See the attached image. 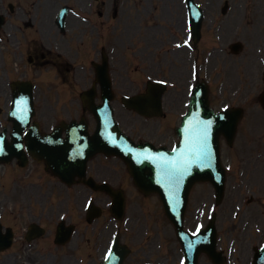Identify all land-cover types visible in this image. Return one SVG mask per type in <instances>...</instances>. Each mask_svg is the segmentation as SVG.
<instances>
[{
  "label": "rangeland",
  "instance_id": "rangeland-1",
  "mask_svg": "<svg viewBox=\"0 0 264 264\" xmlns=\"http://www.w3.org/2000/svg\"><path fill=\"white\" fill-rule=\"evenodd\" d=\"M29 1V0H28ZM205 3L207 12L211 15L214 23L211 28H208V23L206 31L204 30V38L197 44L196 51L190 53L185 49L180 51H170V45L175 40H180L183 36L182 33L176 34L173 30L175 24L176 16L174 13L170 15H165V11L168 8L170 11V4L168 2H163L162 0H126V3L132 8L134 12V7L137 10V14L143 16V10L145 9L144 19L138 20V22H133L131 24L132 30L130 33L127 32V24L120 22L118 20L112 21V27L108 30L109 33V43L108 48H105L106 53L110 56L111 61V78L113 79V84L117 92L125 93H136L143 90L142 82L144 79V70L148 69V73L151 76L163 77L166 79H179L178 88L181 83L185 84V79L189 75V69L191 68L192 58H197L201 63L202 69L198 68L202 72V76L205 77L209 82H213L212 85V102L215 106V93L216 84L225 83V87L235 88L240 87L243 94L237 98L240 104H236L234 101L231 102L232 106H240L243 108V117L240 121L239 132L240 134L246 133L247 139L243 141L242 137L236 138V146L234 148H229L227 150L226 146L222 149V158L225 161L232 162V172L229 174L226 192L222 203L219 205L218 217L216 219V224L218 226L219 234L221 235V241L219 246L226 248L230 238H237L239 249L242 254H246L247 249L243 247V239L240 236V232L245 228L240 227V218L243 214L246 215L244 221L250 222L257 218V224L261 226L264 223V207H259V202H264V160L261 158L256 159L257 153L263 151L264 146L259 142V139L254 137L253 126L255 123V118L257 124L264 119L263 109L258 105L250 106L249 104L255 100V98L261 94L263 87L259 81L262 69V59L264 60V0H200ZM224 1H228L229 9L227 15L220 17L219 12L221 10V5ZM6 2V0L4 1ZM12 2H17V0H12ZM174 2V0H173ZM25 6V1L21 2ZM27 10H29L28 3L26 4ZM124 9V8H123ZM126 14V12H125ZM89 23H96L100 27L103 23L101 20H97L92 17L88 20ZM81 29H85L86 22L81 21ZM181 27L175 29L181 30ZM99 32L101 31L98 28ZM83 34V32H81ZM95 37V35H94ZM241 41L243 45L242 52L237 55H230L228 46L234 42ZM130 44H135L130 47ZM9 48L4 50V57L7 61L9 55ZM212 49V50H211ZM262 51L261 53H258ZM210 61V63H208ZM236 65L237 70L235 73V80L231 78L227 73L229 67H234ZM241 65L243 68L247 67L250 76L243 75L240 71ZM137 75L141 76L140 84L133 88L128 86V80L135 78ZM50 76V75H48ZM181 77L183 80H181ZM0 107L4 109L2 115H0V126L7 125L5 121L6 112V102L9 99V89L7 86V76L6 73L0 74ZM234 80V81H233ZM227 81L233 83L230 85ZM250 82L253 86L250 94L244 97L245 85ZM247 86V85H246ZM47 87L40 86V93L36 96V108L39 112L46 111V115L52 111L49 109L50 106H54L56 103V97L61 100L64 98L63 95H58L55 91H60L63 89L62 86L51 85ZM82 86H76L77 90H81ZM185 87V86H184ZM114 89V90H115ZM184 89V88H183ZM44 90V91H43ZM174 91L169 95L172 99L179 95L178 91ZM116 92V94H118ZM46 94V95H45ZM47 99V102H43V98ZM247 100V104L244 105V100ZM73 100V101H72ZM66 104H69L70 109L77 108V99H69ZM56 107V106H55ZM115 107H118L117 112L115 111V116L119 121L123 122L125 130L134 136L135 138H140L142 140L152 139V133L155 131L157 122H151V124L142 123L140 120L131 121L128 114L123 112L119 106V103H115ZM78 109V108H77ZM52 113V112H51ZM39 117V115H38ZM57 118L62 120L64 118L63 112L57 109ZM263 125V123H262ZM153 140V139H152ZM238 141V142H237ZM254 142V143H253ZM259 144H257V143ZM234 146V145H233ZM98 159L92 161L90 173L98 172L100 169H106L108 166H103L101 163L97 162ZM104 167V168H103ZM41 167L32 166L26 172L25 176L28 182L23 180H18L12 182V193L18 198H32L34 196L42 195H28L26 193L20 194V188L26 187L25 191L32 192H43L49 195L52 191V185L54 184L51 180H47L45 177H38L41 173ZM100 175V174H97ZM101 176V175H100ZM10 181H8L9 183ZM7 183V184H8ZM52 184V185H51ZM3 183L1 182L2 190L4 189ZM208 187V186H207ZM210 187H208L209 189ZM78 187H73L69 190V193H73ZM125 195L127 200V211L126 214L133 215L139 218L144 223H154L155 218L160 220L162 225V230L159 231L161 234V241L165 244H161V247L166 250L162 252L163 256L167 253L168 264H176L178 257V252L175 247L176 242L174 237L170 236V228L166 226L161 217L155 213L156 200L154 198L144 199L141 198L139 194L130 193V189L127 184H124ZM203 189V185H199L194 188L190 201L187 206L186 215L187 218L193 211L194 206L206 199L205 194H212V189L207 190L204 193H199ZM11 191H4L1 201H7V197ZM64 194V190L57 189L56 194ZM12 195V194H11ZM240 196L242 199H236ZM242 202V209L237 211L238 216L235 220L232 219L229 222L226 218L229 217L230 212H235L236 204L234 202ZM105 200H99V204H103ZM256 202L258 206L259 213L255 216L254 209L251 203ZM9 204V202L7 201ZM20 206V205H19ZM24 206H27L26 204ZM4 208V207H3ZM151 208H154L152 211ZM253 211V213H252ZM188 222L189 219H188ZM229 222V223H228ZM231 224V227L229 225ZM191 227V226H190ZM233 234V236H232ZM154 241L150 246L154 247L159 244V239L154 238ZM143 240L141 238L133 240L134 245V255L126 262V264H136L138 258H146L148 252L143 253L141 246ZM237 247V245L235 244ZM237 249V248H236ZM234 250V249H233ZM234 257L237 258V264H247L245 257L240 258L237 256V252L234 250ZM199 264H209L204 258L200 259Z\"/></svg>",
  "mask_w": 264,
  "mask_h": 264
},
{
  "label": "flooded vegetation",
  "instance_id": "flooded-vegetation-1",
  "mask_svg": "<svg viewBox=\"0 0 264 264\" xmlns=\"http://www.w3.org/2000/svg\"><path fill=\"white\" fill-rule=\"evenodd\" d=\"M32 3L31 13H27L25 16L18 14L16 17V26L14 30L21 33L22 38L19 43V55L22 60L26 53V64L28 70L32 73L41 74L43 71L49 72V75L55 76L63 85L75 86L77 81L83 82L84 85L88 84L90 78L87 74L80 76L76 72V65L80 58H83L86 63H90L92 60L99 61L98 58V46L97 43L91 39V50L88 54V48L78 43L80 39L79 33L74 32L81 26L80 19L74 15L75 10L79 9L85 14L84 18L91 19L99 17V20L103 23L98 27L101 31L105 30L107 34L112 33L108 30L112 27V18H117L118 21L127 24L126 30L130 33L132 30L131 24L138 22L145 18L143 10V16L137 14V10L134 7V12L130 5L126 3V0H34ZM151 1V0H149ZM168 2L173 6L176 0H162ZM66 7V15L63 18L64 29H60L57 23V15L60 8ZM124 8V9H123ZM126 12V14H125ZM165 15L169 13L167 8ZM117 13V14H116ZM132 14V16H131ZM33 17V18H32ZM91 28H97V22L91 25ZM31 29L36 34L25 35L26 31ZM1 34V32H0ZM88 31L84 30L83 35L87 36ZM69 63V64H68ZM72 64L73 66H71ZM90 72L92 69L90 68ZM72 75L73 78L69 79L68 76ZM54 80V79H53ZM180 98H176L172 106L178 104ZM264 112V111H263ZM255 125L253 126L254 137L259 139V142L264 146V119L262 118L257 124L255 118ZM263 123V125H262ZM254 143V142H253ZM257 143V142H256ZM259 144V143H257ZM256 159L261 158L264 160V152L261 151L256 154ZM25 193V192H24ZM29 195V192H26ZM67 194L60 199L57 205L49 202V195L45 196L42 193L32 198L18 199L12 195L7 197V201H1L2 191L0 185V222L5 227H8L6 223L11 222V227L14 228V238L10 248L5 251H0V264H83L87 262L86 256H81L82 253L78 250L64 249L66 247H59L53 243V239L50 237L52 232L48 231L50 227H56L64 223V225H73L77 229L79 224L86 225V228H90L92 239L89 241L88 256L95 259L96 253L101 255L108 247V238L110 232H112L111 223L102 224H86L83 220V216L80 215L81 204L79 197L74 201L76 207L67 206ZM236 199H242L237 196ZM235 204H241V201L234 202ZM27 206H24V205ZM252 208L254 209L255 216L259 213V207H264V202H259V207L256 206V202H252ZM20 205V206H19ZM4 207V208H3ZM69 212V216L66 218V213ZM65 213V214H64ZM253 213V211H252ZM64 214L65 219L59 221L57 216ZM232 211L228 218L229 222L232 221ZM246 215L243 214L240 218V227L245 228L240 232L242 237L243 247L249 249V256L242 254L237 244V256L240 258L245 257L246 263L252 264L254 255L258 248L262 246V240L264 238V223L259 226L257 224V218L250 222L244 221ZM56 219V221H55ZM6 222V223H4ZM17 222L24 225L37 224L43 227L46 232L43 236L37 238L33 242L30 240H24L20 237V230L17 226ZM228 222V223H229ZM231 227V224L229 225ZM24 236V234H23ZM233 236V234H232ZM234 237V236H233ZM34 242H37L36 244ZM234 242L238 243L237 238L234 237ZM51 243L55 245L52 247ZM233 244V246L235 245ZM261 243V244H260ZM222 252L225 255V251ZM246 254L247 251H246ZM226 257V255H225ZM233 259L232 264H237V258L234 255L229 256ZM98 264V261H97ZM224 264H227L226 261Z\"/></svg>",
  "mask_w": 264,
  "mask_h": 264
},
{
  "label": "water",
  "instance_id": "water-1",
  "mask_svg": "<svg viewBox=\"0 0 264 264\" xmlns=\"http://www.w3.org/2000/svg\"><path fill=\"white\" fill-rule=\"evenodd\" d=\"M106 125V124H105ZM219 131H222V128L220 127V128H218L217 126L216 127H214V133H213V144L216 146V136H217V133L219 132ZM106 132H107V130H106ZM68 134V137H70V134L71 133H67ZM118 137H120L119 135H118V133H115ZM83 136H85V135H83ZM97 137V136H96ZM36 140V139H35ZM55 140H57L56 139V137H51L50 139H46V140H43V142H42V140H40L38 143V145L36 146V149H38L40 152H41V150H42V148H41V143H44L45 141H46V143H48V144H51L52 142L51 141H55ZM110 140H108V139H106V141H105V145H107L106 144V142H109ZM57 142V141H56ZM80 142H83V139L80 141ZM98 142V141H97ZM85 143H88V142H85ZM109 143H111V142H109ZM88 147H89V145H88ZM110 147H112L114 150H113V152H116V153H118V151H117V149H118V145L117 144H111L110 145ZM93 151H91V152H89L85 157H87L88 155H90L91 153H92ZM84 157V158H85ZM164 166H165V164L162 162L161 164H160V166L159 165H156V167H154L153 169H150L149 170V175H148V179L149 180H147V179H145L144 177H141L139 180H138V183L140 184H138L141 188H148V187H153V188H155L156 190H158L159 189V187H158V184L156 183V177H157V179L159 180V181H162V178H163V176H162V172H163V170H164ZM138 170L139 171H141L142 170V168H138ZM138 170H136L137 172H138ZM207 171V170H206ZM193 172H194V174L192 175V176H185L184 177V179H185V181H184V189H183V191H182V198H183V202H185L186 201V199H187V194H188V191H189V189H190V187L195 183V181H197V179H199V178H202L204 175H206V174H208V171L207 172H202V173H199L198 171H197V168L195 167L194 168V170H193ZM220 173H221V171H220ZM138 176H141V175H139V174H137ZM155 175H156V177H155ZM218 180H220V175L218 174ZM207 178H209L210 180H214L215 182L217 181V180H215V178H214V174H212V175H207ZM183 181V175L182 174H179V176L177 177V183H181ZM164 183H165V181H164ZM143 186V187H142ZM217 190H218V195L220 196L221 195V193H222V190H223V176H222V181L220 182V186L218 185V187H217ZM211 229H210V231L212 232V235L214 236V229L212 228V227H210ZM212 239L213 238H211V241H212ZM213 247V246H212ZM205 251V252H207L211 257H214L215 258V254H214V252H213V250H209L208 248H205V247H202L201 249H200V251ZM217 261V260H216Z\"/></svg>",
  "mask_w": 264,
  "mask_h": 264
}]
</instances>
